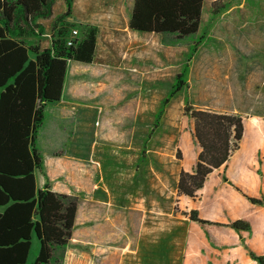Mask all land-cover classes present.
<instances>
[{"label":"crops","instance_id":"1","mask_svg":"<svg viewBox=\"0 0 264 264\" xmlns=\"http://www.w3.org/2000/svg\"><path fill=\"white\" fill-rule=\"evenodd\" d=\"M132 8L133 0H71L66 18L77 28L94 27L96 41L91 63L68 62L61 99L45 108L52 114L46 123L54 134L66 132L70 146L38 148L46 176L41 187L78 199L62 264H122L127 254L147 264H259L254 257H264V127L257 126L254 151L247 154L244 122L240 147L225 166L206 177L194 200L179 195L178 175L193 171L199 153L179 108L187 102L216 114L230 111L177 92L155 124L156 136L146 145L135 139L138 129L156 122L181 55L213 54V48L185 49L182 41L170 46V37L135 32L129 28ZM65 12V1L56 0L52 16L39 22L40 49L49 48L52 21ZM194 61L191 56L188 67ZM150 68L163 73L145 77ZM138 87L140 93L132 92ZM191 212L204 223L192 220ZM135 215L139 221L132 220ZM236 221L248 230L232 228Z\"/></svg>","mask_w":264,"mask_h":264},{"label":"trees","instance_id":"2","mask_svg":"<svg viewBox=\"0 0 264 264\" xmlns=\"http://www.w3.org/2000/svg\"><path fill=\"white\" fill-rule=\"evenodd\" d=\"M55 1L0 0V264H25L32 235L38 244L32 264H62L75 220L76 197L55 193L47 184L36 190L34 172L43 166L36 136L45 108L61 99L68 62H92L96 29L82 26L78 33L66 21L71 0H64L66 12L52 21L50 46L40 49L35 42L42 32L39 22L52 16ZM202 4L203 0H133L129 28L182 41L197 33ZM176 80L156 121L184 84L182 77ZM184 111L192 120L199 153L193 171H181L175 187L179 195L195 199L206 177L238 150L244 126L237 115L191 107ZM194 215L192 220L204 223ZM231 226L248 230L241 221ZM254 259L264 264V257Z\"/></svg>","mask_w":264,"mask_h":264},{"label":"rangeland","instance_id":"3","mask_svg":"<svg viewBox=\"0 0 264 264\" xmlns=\"http://www.w3.org/2000/svg\"><path fill=\"white\" fill-rule=\"evenodd\" d=\"M206 3L210 5H206L202 11V21L198 33L191 38L182 40L180 45L185 46V49L187 46L195 47L194 49L209 46L213 48V54L210 51L197 50L195 53L190 51L189 54L181 55V65L177 77H182L184 84L178 93L189 96L196 103L230 111L225 114L239 116L243 126L245 122L248 130V138L243 143V149L249 154L255 148L252 143L253 133L257 130L261 131L257 127L258 125L264 127V0H207ZM75 30L77 31L78 28L75 27ZM71 36L75 37L76 35L71 33ZM167 42L172 46V37L168 38ZM27 44H30L29 41ZM191 56L195 57V61L190 68L188 65H190ZM206 57L210 60H205ZM217 57L219 60L213 59ZM212 62L213 64L210 65ZM169 70L172 69L169 68ZM136 73L137 71L134 72V74ZM153 73H163V71L150 68L148 71H144V76L148 77ZM177 83V80L173 79L169 86L170 92L177 86ZM132 92L140 93L141 90L139 92L138 87L136 91ZM130 93H128V98L131 97ZM173 98L174 96L168 101L165 108L170 106ZM123 104L120 103V106ZM132 104L128 103L129 109L138 108L137 105ZM150 106L154 107V103L151 102ZM186 107L200 110L185 102L179 111L186 116H188L184 111ZM47 113L45 111V119L36 136V147L47 152L46 150H50L53 146L63 145L65 150L71 144L66 140L70 136L66 132H63L62 136L54 134L50 124L46 123L51 119L50 115L52 114L48 115ZM189 121L192 128L190 118ZM158 122L150 123L148 127L142 126L135 133V139L146 145L149 138L156 136L154 127ZM63 127L66 128L65 124ZM86 139L88 143L91 142L89 137ZM36 174V190H40L42 187L39 182L46 183L44 165L42 170ZM82 216L83 214H81ZM192 216L193 212H191L190 218ZM116 219L121 220L120 216ZM124 219L128 220V216L124 215ZM132 220L139 221V215L133 216ZM37 250L38 244L35 236L32 235L25 264L33 263ZM122 264L147 263L139 262L127 254L122 260Z\"/></svg>","mask_w":264,"mask_h":264},{"label":"built area","instance_id":"4","mask_svg":"<svg viewBox=\"0 0 264 264\" xmlns=\"http://www.w3.org/2000/svg\"><path fill=\"white\" fill-rule=\"evenodd\" d=\"M71 33H72V35H76V31H72ZM68 44H69V43H68Z\"/></svg>","mask_w":264,"mask_h":264}]
</instances>
